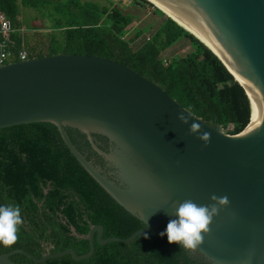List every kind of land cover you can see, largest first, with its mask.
Returning a JSON list of instances; mask_svg holds the SVG:
<instances>
[{"label":"water","instance_id":"1","mask_svg":"<svg viewBox=\"0 0 264 264\" xmlns=\"http://www.w3.org/2000/svg\"><path fill=\"white\" fill-rule=\"evenodd\" d=\"M156 1L192 25L209 47L154 7L231 75L243 107L244 129L228 135L221 126L206 124L155 83L112 59L55 54L0 66V129L53 124L84 171L143 224L125 239H102V227L91 226L88 251L82 255L65 249L36 259L15 249L0 254V264H14L9 260L14 254L34 263L65 255L81 261L91 256L93 240L99 246L128 244L167 226L180 202L209 205L213 194L227 196L229 203L213 218L196 252L209 264H264V0ZM192 123L200 125V133H189ZM64 127L87 136L113 178L72 146ZM203 132L210 133L209 141L198 139ZM92 134L106 138L107 152L95 146Z\"/></svg>","mask_w":264,"mask_h":264},{"label":"trees","instance_id":"2","mask_svg":"<svg viewBox=\"0 0 264 264\" xmlns=\"http://www.w3.org/2000/svg\"><path fill=\"white\" fill-rule=\"evenodd\" d=\"M18 3L45 19L50 32L42 41V50L28 45L19 32L22 27L17 1L0 0V16L7 20L13 54L23 46L28 58L60 54L112 59L155 83L206 124L219 125L228 135L244 129L243 107L231 75L202 44L157 9L152 7L165 19L149 38L133 48L142 33L135 30L132 36H126L125 29L132 19L123 13L120 4L106 0ZM179 39H186L190 50L183 56L162 60L161 53ZM64 131L87 161L94 166L102 164L103 158L92 149L83 132L70 127H64ZM91 139L100 151L107 152L105 137L92 134ZM5 204L19 205L23 224L16 243L0 246V254L19 249L39 259L46 253L71 249L82 255L88 251L86 235L93 225L102 227V239H125L143 227L84 171L51 123L0 129V205ZM165 229L166 225H161L128 244L110 242L99 246L93 240L91 256L81 261L65 255L34 263L20 254L9 260L14 264H209L196 250L169 245L167 237L160 235Z\"/></svg>","mask_w":264,"mask_h":264},{"label":"clouds","instance_id":"3","mask_svg":"<svg viewBox=\"0 0 264 264\" xmlns=\"http://www.w3.org/2000/svg\"><path fill=\"white\" fill-rule=\"evenodd\" d=\"M178 119L184 124L188 123L183 115L178 116ZM189 133H200V125L192 123ZM198 139L209 141L210 133L203 132ZM210 200L212 203L209 205L197 204L191 199L180 202L171 214L174 218L169 220L165 231L160 235L167 237L169 245L177 244L185 249L195 250L203 243L204 235L209 232L213 218L229 203L227 196L218 197L215 194L210 196ZM22 224L23 217L19 205H0V246L10 247L15 244L19 226Z\"/></svg>","mask_w":264,"mask_h":264},{"label":"rangeland","instance_id":"4","mask_svg":"<svg viewBox=\"0 0 264 264\" xmlns=\"http://www.w3.org/2000/svg\"><path fill=\"white\" fill-rule=\"evenodd\" d=\"M16 1L18 20L23 29L22 36L25 37L28 45H36L37 49L42 50V41L50 32L48 28L49 23L45 19L39 18L34 10L24 8L18 3V0ZM152 7L141 0H130L129 2L120 4L123 13L132 19V22L125 29L126 36H132L135 30H141L142 33L136 43H134L133 48H136L135 46H138L141 41L149 38L154 28L165 19L157 11L153 10ZM148 24L150 26L149 28H147ZM33 28H36V30H33ZM189 50L188 41L186 39H179V41L174 43L171 47L164 50L160 58L167 61L172 57L183 56Z\"/></svg>","mask_w":264,"mask_h":264},{"label":"built area","instance_id":"5","mask_svg":"<svg viewBox=\"0 0 264 264\" xmlns=\"http://www.w3.org/2000/svg\"><path fill=\"white\" fill-rule=\"evenodd\" d=\"M112 4H122L128 2L129 0H106ZM19 32L22 34L23 29H20ZM9 28L7 25V20L4 16H0V66L5 65L6 63H11L13 59L16 61H23L28 58L27 51L20 46L15 54L11 51V45L8 40Z\"/></svg>","mask_w":264,"mask_h":264},{"label":"bare ground","instance_id":"6","mask_svg":"<svg viewBox=\"0 0 264 264\" xmlns=\"http://www.w3.org/2000/svg\"><path fill=\"white\" fill-rule=\"evenodd\" d=\"M148 3H151V5H153V7L159 8L163 13H165V15L172 17L173 19H175L179 25H181L182 27H184L187 31H189L192 35H194L197 39H199L200 41H202L203 43H205V45H208V43L204 40V38L196 31V29L192 26L189 25L185 20L180 19L179 17H177L174 13L173 10H171L170 8H168L167 6H165L163 3L156 1V0H146ZM250 132L249 130H244V133ZM126 152V150H124Z\"/></svg>","mask_w":264,"mask_h":264},{"label":"flooded vegetation","instance_id":"7","mask_svg":"<svg viewBox=\"0 0 264 264\" xmlns=\"http://www.w3.org/2000/svg\"><path fill=\"white\" fill-rule=\"evenodd\" d=\"M106 147L108 150V148H109L108 142L106 143ZM95 167L99 168V170L101 172H103L105 175H107L108 177L113 178V176L111 175L112 170L107 166V164L104 160H102L101 165L96 164Z\"/></svg>","mask_w":264,"mask_h":264},{"label":"crops","instance_id":"8","mask_svg":"<svg viewBox=\"0 0 264 264\" xmlns=\"http://www.w3.org/2000/svg\"><path fill=\"white\" fill-rule=\"evenodd\" d=\"M129 1H130V0H129ZM129 1H128V2H129ZM163 18H164V17H163ZM134 43H136V41H135Z\"/></svg>","mask_w":264,"mask_h":264}]
</instances>
